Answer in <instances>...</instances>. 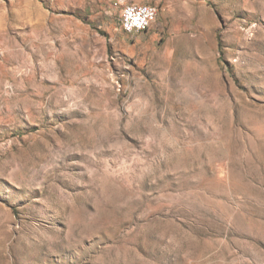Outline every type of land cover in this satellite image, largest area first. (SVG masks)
<instances>
[{"label": "rangeland", "instance_id": "374dc122", "mask_svg": "<svg viewBox=\"0 0 264 264\" xmlns=\"http://www.w3.org/2000/svg\"><path fill=\"white\" fill-rule=\"evenodd\" d=\"M0 264H264V0H0Z\"/></svg>", "mask_w": 264, "mask_h": 264}, {"label": "built area", "instance_id": "2783aa9c", "mask_svg": "<svg viewBox=\"0 0 264 264\" xmlns=\"http://www.w3.org/2000/svg\"><path fill=\"white\" fill-rule=\"evenodd\" d=\"M150 16H158V7L151 4L149 8L141 6H123L122 17H127L128 31H137L139 23L149 22Z\"/></svg>", "mask_w": 264, "mask_h": 264}, {"label": "bare ground", "instance_id": "6f19581e", "mask_svg": "<svg viewBox=\"0 0 264 264\" xmlns=\"http://www.w3.org/2000/svg\"><path fill=\"white\" fill-rule=\"evenodd\" d=\"M151 4L148 3H132L129 4V6H141L142 8H149ZM157 16H150L149 22H142L138 24L137 31H128V25H127V17H123V29L128 32V33H140V32H145L150 28L152 23L156 20Z\"/></svg>", "mask_w": 264, "mask_h": 264}]
</instances>
